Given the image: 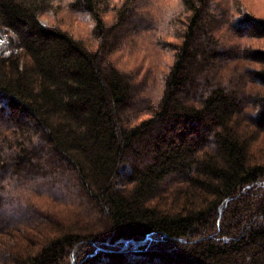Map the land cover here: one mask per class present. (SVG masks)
Segmentation results:
<instances>
[{
  "label": "trees",
  "instance_id": "trees-1",
  "mask_svg": "<svg viewBox=\"0 0 264 264\" xmlns=\"http://www.w3.org/2000/svg\"><path fill=\"white\" fill-rule=\"evenodd\" d=\"M151 1L0 0V264H264V17ZM146 30L170 56L130 66Z\"/></svg>",
  "mask_w": 264,
  "mask_h": 264
},
{
  "label": "rangeland",
  "instance_id": "rangeland-1",
  "mask_svg": "<svg viewBox=\"0 0 264 264\" xmlns=\"http://www.w3.org/2000/svg\"><path fill=\"white\" fill-rule=\"evenodd\" d=\"M175 0H152L149 4L145 2L146 7L143 9H147L152 12L153 10H160L165 4L173 3ZM248 2V9L254 13L255 17H264V0H246ZM233 5V4H232ZM142 12V11H141ZM68 17H59V19H64ZM45 22L53 21V18H43ZM157 19L152 17L150 21H146L145 24L148 26L149 23L156 24ZM83 32L88 34L89 31L87 29H83ZM139 38L136 35H130L126 39L124 49L122 50L121 57L128 62H132L130 66L137 65L143 69L148 65L152 64L158 59L162 61H167V58L170 56V53L165 49H158L151 39H154V34L152 31H139L137 33ZM12 37H15V34L11 31L3 30L0 33V54L1 55H9L12 51H17L14 40ZM138 38V40H137ZM259 43L264 42V38L261 40H256ZM152 42V43H151ZM157 52L160 57L157 56ZM119 55V53L117 54ZM125 169H129L127 165H125ZM47 191L53 195L59 196V198L55 201H51L50 199L43 200L38 199V202H41L45 205V207L50 208L56 211V217L62 221L71 223L74 221L81 222H97L98 215L92 207L88 205L79 195L77 191H74L71 184L64 185L62 182L51 183ZM118 186H121L120 182H117ZM35 186V184H34ZM22 234H30L28 232L21 233ZM34 237H40L41 231L35 232L32 231ZM10 237V236H9Z\"/></svg>",
  "mask_w": 264,
  "mask_h": 264
}]
</instances>
